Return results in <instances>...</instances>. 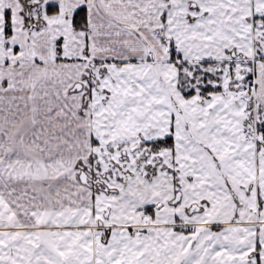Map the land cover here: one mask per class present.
<instances>
[{
	"label": "snow or ice",
	"instance_id": "1",
	"mask_svg": "<svg viewBox=\"0 0 264 264\" xmlns=\"http://www.w3.org/2000/svg\"><path fill=\"white\" fill-rule=\"evenodd\" d=\"M0 264H264V0H0Z\"/></svg>",
	"mask_w": 264,
	"mask_h": 264
}]
</instances>
